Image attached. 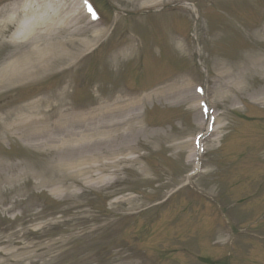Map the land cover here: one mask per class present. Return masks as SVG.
<instances>
[{"label":"rangeland","instance_id":"rangeland-1","mask_svg":"<svg viewBox=\"0 0 264 264\" xmlns=\"http://www.w3.org/2000/svg\"><path fill=\"white\" fill-rule=\"evenodd\" d=\"M101 2L103 7L111 6L126 12L132 11L131 8L134 6L127 7L125 4L122 6L120 0ZM216 5L217 7L201 9L197 19L192 16L188 22L182 18L174 21L187 22L190 30L194 32L197 38L195 45L199 53L193 54L192 60L200 64L196 78L203 82L208 81L210 89L213 88L217 78V69L216 66L212 69L213 60L210 57L218 49H225V40L228 38L225 36V29L221 28L220 16L225 22V13L237 15L230 6L225 9V2ZM262 20L260 19V22ZM249 26L253 27L252 24ZM183 27L187 28L186 25ZM154 35L155 31L149 29L142 37L143 44L146 46L162 42L161 38L157 39ZM252 37L246 30L241 34L230 35L229 45L232 48H226L225 59L229 60L233 48L237 47L232 55L237 60L241 51L251 46V41L253 43ZM165 38L169 40L168 37ZM263 38L264 36L260 39ZM260 39L258 42L254 41L256 50L261 46L264 48V40ZM172 50L175 51L173 48ZM260 50H262L261 54L264 53V49ZM146 53L151 63L147 64L149 78H145V81L138 85L140 81H135L137 76L134 71L132 73L135 79L131 75L127 78L130 79L127 84L136 85L134 92H145L189 68L185 56H174L177 59L175 60L170 56L171 50L166 51L162 48L161 58H157L154 51L149 48ZM178 61L186 65H176ZM121 66L126 69L132 66V63L126 61L121 63ZM174 70L176 71L172 75H167ZM155 71L159 73H154ZM31 90L26 88L21 90L20 94L26 95L31 93ZM93 95L96 98L98 96L94 90ZM233 96L236 103L225 100V97L219 99L213 96L214 103L218 105L216 127H222L218 134L220 140L224 137L226 142L229 141L228 131L233 138H239L242 134L241 130L232 134L241 125L238 114L243 111L241 97L238 100L235 95ZM192 105V100L189 103H171L162 100L153 102L149 98L146 111H143L142 124L148 129H156L160 140L154 142V138L151 137V141H148L145 134L141 135V140L147 143L143 145V150L146 155L150 154L149 158H146V163L139 162L126 170L120 175L124 179L123 182L117 180L116 184L108 189L97 190L79 186L78 191H83V195L68 196L64 199L50 195L47 187L40 185L39 180L34 176H21L12 184L6 183L14 170L25 169L26 166L41 170L44 163L39 155L32 156V153H35L33 151L24 148L19 149L18 152L16 141L7 140V135L0 133V264H125L126 261L146 264L144 259H137L135 253H140L141 257H151L153 263L156 257H173V259L183 257L179 249L184 246L189 250L192 248L196 250L194 251L196 255H200L198 250L212 252L206 250L204 244H207L215 253L213 256H216L221 248L220 245L213 243L218 240L224 244L233 243L228 249L232 257L226 254V264H264V241H260L261 245H259L252 236H242V232L247 228L249 232L264 233V193L260 198H254L255 200L251 198L262 181L264 162H258L253 152L251 154L242 152L245 141L232 139L230 144H225L222 153L214 152L213 155L220 159L222 154L225 155V161H219L217 166L207 168L204 166V171H207L205 175L202 173L193 178L191 185L184 187V194L179 201L158 206L179 187L176 185L184 186L186 182L184 175L192 169V166L186 162L189 148L188 145H184L191 136L200 131L196 125L197 118H194ZM252 113L251 115H259ZM261 115H264V112ZM210 141L212 138L206 141V146H210ZM219 145V142L213 143L209 152L218 150ZM142 167L146 168L145 172H141ZM71 182L76 181L71 180ZM192 190L204 192L209 196L214 193L219 195L216 204L201 203L199 208L189 206L186 200L194 197L191 194ZM112 191H115L112 193L114 195L106 198L105 194ZM117 200L124 202L117 205L115 204ZM158 208H162V214H159ZM120 211L127 216L131 215L129 219L131 223L138 224L129 228L130 242L123 250L115 247L117 243L114 242L113 236L107 234L108 230L104 224L111 214ZM193 212L195 214H192ZM159 216H162V219H156ZM155 220L156 225L147 226ZM146 221V229L150 233L141 235ZM129 223L122 224L127 226ZM209 226L212 227L211 233H206L200 228ZM221 230L224 231V237L219 239L218 233ZM189 231L192 234L187 237ZM190 236L191 238L186 242V238ZM142 238L149 241L143 243ZM137 242V250L131 249ZM141 247L148 250L149 254H143ZM226 250L225 248V252ZM236 252L238 257H235ZM167 264L176 263L170 261Z\"/></svg>","mask_w":264,"mask_h":264},{"label":"bare ground","instance_id":"bare-ground-1","mask_svg":"<svg viewBox=\"0 0 264 264\" xmlns=\"http://www.w3.org/2000/svg\"><path fill=\"white\" fill-rule=\"evenodd\" d=\"M166 1L169 0H121V3L145 7ZM99 34L78 4L17 0L0 9V96L55 72L53 61L72 60L94 45ZM235 65L233 69H225V87L245 90L249 77L264 74V56L259 54ZM255 99L264 102V95ZM139 102L117 98L83 116H72L65 110L67 105L61 110L63 96L58 93L53 98L21 105L16 113L3 119L2 125L47 159L48 165L37 176L50 194L58 198L76 196V188L68 183L71 179H78L86 187L102 189L118 176L124 161L134 160L137 148L129 136L128 115ZM193 157L191 154L189 159Z\"/></svg>","mask_w":264,"mask_h":264}]
</instances>
